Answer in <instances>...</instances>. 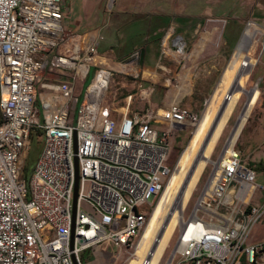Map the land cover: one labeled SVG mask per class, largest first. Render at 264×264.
<instances>
[{
  "label": "built area",
  "instance_id": "1",
  "mask_svg": "<svg viewBox=\"0 0 264 264\" xmlns=\"http://www.w3.org/2000/svg\"><path fill=\"white\" fill-rule=\"evenodd\" d=\"M65 14L63 0H0V264H83L86 249L130 246L144 228L146 204L172 172L166 162L175 131L201 118L170 103L160 113L164 129L151 125L150 113L118 122L100 104L110 73L98 66L95 43L50 60L51 66L75 70L83 78L94 67L75 113L70 104L74 108L77 98L62 82L52 87L66 103L49 112L45 103L39 117L37 81L45 53L69 34ZM102 72L106 83L99 91L94 84ZM35 129L42 131V147L25 177ZM224 154L209 186L180 221L172 264H264V240L248 242L250 230L264 218V202L250 205L249 198L263 186L254 183V169L234 146Z\"/></svg>",
  "mask_w": 264,
  "mask_h": 264
},
{
  "label": "crops",
  "instance_id": "2",
  "mask_svg": "<svg viewBox=\"0 0 264 264\" xmlns=\"http://www.w3.org/2000/svg\"><path fill=\"white\" fill-rule=\"evenodd\" d=\"M63 2L67 9L69 7L66 14L71 13L70 5L65 0ZM134 3L135 0H111L109 8H103L99 3L92 16L85 13V17L72 20L69 13V16L63 17L64 28L69 34L62 43L45 53L46 63L36 85V101H43L42 105L47 103L48 112L58 110L66 103L61 93L52 86L67 82L77 98L74 108L70 104L71 114H74L81 101L80 96L85 94L88 79V76L83 78L75 70L51 66L50 60L55 55L71 56L76 50L80 53L88 43L96 44L99 67L121 74L126 79L122 81L127 93L120 118L114 117L113 110L103 103V97L100 99L101 106L108 107L111 116L118 122L124 116L150 113L151 125L157 129L166 127L160 113L170 103L201 112L209 101L221 98L224 82L228 84L239 67L240 76L246 71L242 72L243 60L238 54L250 46L254 31L247 35L240 49L238 45L246 21L251 24V10L247 17L243 13L223 16L215 12L195 17L169 14L167 0H160L149 12L134 9L130 16L124 18L121 14L130 11ZM175 6H178L177 2ZM141 53L142 61L139 63ZM248 53L251 54L249 49ZM258 78V86L251 87L254 102L261 96L264 99V67ZM130 106L133 110L129 113ZM43 114L44 109L39 117L42 118ZM176 136L177 142L174 136L173 142L178 143L182 136L181 139L180 134ZM254 154L252 150L245 157L240 156L254 169L256 178L259 171L264 175V160L252 159ZM81 256L83 264H101L95 247L84 250Z\"/></svg>",
  "mask_w": 264,
  "mask_h": 264
},
{
  "label": "rangeland",
  "instance_id": "3",
  "mask_svg": "<svg viewBox=\"0 0 264 264\" xmlns=\"http://www.w3.org/2000/svg\"><path fill=\"white\" fill-rule=\"evenodd\" d=\"M65 2L70 5L71 11V13L67 12L68 14L65 15L69 16L70 13L72 20L80 16L85 17V13L92 16L99 3L103 8H109L111 5V0H65ZM159 2L160 0H135L134 5L129 8L130 11L121 15L127 18L134 9L135 11L149 12L151 7L155 3L159 4ZM176 2L178 6H175ZM68 9L66 8V11ZM250 10L251 24L246 21L243 36H241L238 45L240 49L247 35L254 31L250 46L243 48L242 52L238 54L239 59L243 60L242 63L247 61L248 65L237 83L235 93L227 101L209 140L206 141L208 131L220 105L225 101L228 88L236 73L239 72L240 67L228 84L224 82L225 88L221 98L209 101L206 108L198 112L202 115V122L198 127L197 123L175 131V141L176 134H180V139L181 136L182 139L178 143H176L177 141L173 142L172 139L169 146L166 164L172 167V172L165 180L163 189L146 204L147 217L144 228L130 246L120 249L112 248L110 245L105 246V244L101 247L96 246L98 260L101 261V264H172L180 226L179 218L180 216L181 219L189 216L198 196L209 186L210 179L216 170L215 166L219 158L225 153L227 142L229 141L228 143L240 152L242 158L245 157V154L254 150L255 154L252 159L259 160L262 158L264 160V114L261 115L264 99L262 96L257 101L255 100L256 102L252 98L234 130V125L241 115L246 100L247 90L256 87L260 83L258 76L264 67V0H167V13L169 14L181 13L198 17L209 15L211 12L223 16H234V14L238 13L240 15V13H243L247 17ZM89 19L90 21L93 20L92 17ZM112 39L114 40L115 37ZM248 49L251 54L248 53ZM109 73V81L102 94L103 103L113 110L114 117L118 119L121 116V106L126 101L125 94L127 90H125L122 83L126 79H123L121 74ZM88 74L85 86L94 74L93 67H90ZM241 85L243 90H241ZM239 93L240 95H235ZM83 97L84 94L80 96V99L82 100ZM42 104L43 101L41 100L34 103V110L38 116L43 111ZM132 110L130 106L128 112L130 113ZM40 136L35 134L28 144L27 167L29 171L33 167L42 147V143L38 141L41 139ZM254 183L257 186H263V188L257 187L254 189L249 198L250 205H261L264 202V175L261 171L256 175ZM243 206L245 204H241V207ZM83 207L87 209L85 205ZM154 211L155 213L150 221ZM199 214L201 213L199 212ZM262 240H264V218L252 227L248 236V242Z\"/></svg>",
  "mask_w": 264,
  "mask_h": 264
},
{
  "label": "water",
  "instance_id": "4",
  "mask_svg": "<svg viewBox=\"0 0 264 264\" xmlns=\"http://www.w3.org/2000/svg\"><path fill=\"white\" fill-rule=\"evenodd\" d=\"M142 61V53L140 54V59H139V63H141ZM240 78V75H239V72L236 73L233 81H232V84L230 85L228 91H227V96H229L230 94H232L236 88L233 86L234 82L238 81V79ZM253 96V88H250L249 89V92L248 94H246V100H245V104H247L250 100H251V97ZM225 106V103L224 101L222 102V104L220 105L217 113H216V116L212 122V125L210 127V132L213 131V129L215 128L216 124H217V121H218V118L220 117L221 113H222V110ZM235 126V125H234ZM74 151H76V139H75V136H74ZM74 164H75V184H74V188H73V193H72V220L74 221V216H75V212H76V202H77V192H78V177H79V174H78V161H77V158L75 157L74 158Z\"/></svg>",
  "mask_w": 264,
  "mask_h": 264
},
{
  "label": "bare ground",
  "instance_id": "5",
  "mask_svg": "<svg viewBox=\"0 0 264 264\" xmlns=\"http://www.w3.org/2000/svg\"><path fill=\"white\" fill-rule=\"evenodd\" d=\"M247 65H248L247 61H244V62L242 63L243 68H244V67H247ZM243 68H242V72L246 70V68H244V69H243ZM239 75H240V74H239ZM105 77H106V76H105V73H103V72L100 73L98 79L96 80V81H98V82L100 81V82H99V83L96 82V84H94V85H96L95 88H97L99 91H100V89H103V88H104V85H105V83H106V79H105ZM240 77H241V76H240ZM239 80H240V78L238 79V81L234 82V84H233V86H234L236 89H237V85H235V84L238 83ZM248 92H249V89L247 90V94H248ZM234 93H235V92H233V93L230 94L229 96L226 95V97H225V101H224L225 106H224V108H223V110H222V113H223V111H224V109H225V107H226L227 101L232 97V95H233ZM252 97H253V96H252ZM252 97H251V100H252ZM251 100H250L247 104H245V105L243 106V109H242V111H241V115L244 113V111H245L247 105L251 102ZM222 113H221V115H222ZM221 115H220V117H221ZM241 115H240V117L238 118V120H237V122H236V124H235V126H234V130H235V128H236V126H237V124H238V122H239V119L241 118ZM220 117L218 118V121H219ZM201 120H202V116H201V118H200V120H199V122H198V125L200 124ZM218 121H217V123H218ZM198 125H197V126H198ZM216 125H217V124H216ZM215 127H216V126H215ZM214 129H215V128H214ZM214 129H213V131H214ZM234 130H233V132H234ZM213 131H212V132H210V130L208 131L206 141L209 140V138H210L211 134L213 133ZM233 132H232V134H233ZM232 134H231V136H232ZM228 142H229V141H228ZM228 142H227V149H230L231 147L228 145ZM205 143H206V142H205ZM224 156H225V154H224ZM222 157H223V156H222ZM186 181H187V180H186ZM185 185H186V184H185ZM179 198H180V197H179ZM179 198H178V199H179ZM154 213H155V211L153 212L150 221L152 220V217H153ZM180 215H181V214H180ZM180 221H181V216H180V218H179V223H180ZM162 233H163V232H162ZM159 239H160V238H159ZM159 239H158V240H159ZM158 240H157V241H158Z\"/></svg>",
  "mask_w": 264,
  "mask_h": 264
},
{
  "label": "trees",
  "instance_id": "6",
  "mask_svg": "<svg viewBox=\"0 0 264 264\" xmlns=\"http://www.w3.org/2000/svg\"><path fill=\"white\" fill-rule=\"evenodd\" d=\"M35 134H37V135H41V136H40L41 139H39L38 141H39L40 143H42V131L39 130V129H37V130L35 129V130L32 131V133H31V137H30V141L34 138ZM29 143H30V142H29ZM27 164H28V161H27V154H26L25 163H24V176H25V177L28 176V174H29V172H30V171L28 170Z\"/></svg>",
  "mask_w": 264,
  "mask_h": 264
}]
</instances>
